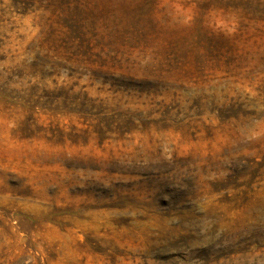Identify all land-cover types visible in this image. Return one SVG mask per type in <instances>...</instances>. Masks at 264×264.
Instances as JSON below:
<instances>
[{"label":"rangeland","instance_id":"obj_1","mask_svg":"<svg viewBox=\"0 0 264 264\" xmlns=\"http://www.w3.org/2000/svg\"><path fill=\"white\" fill-rule=\"evenodd\" d=\"M0 264H264V0H0Z\"/></svg>","mask_w":264,"mask_h":264}]
</instances>
